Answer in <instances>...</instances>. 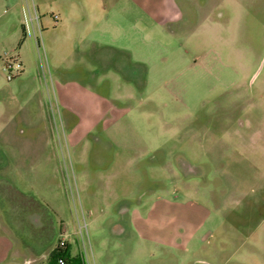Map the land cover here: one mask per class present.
I'll return each instance as SVG.
<instances>
[{"label":"rangeland","instance_id":"rangeland-1","mask_svg":"<svg viewBox=\"0 0 264 264\" xmlns=\"http://www.w3.org/2000/svg\"><path fill=\"white\" fill-rule=\"evenodd\" d=\"M150 1L0 0V264H264V0Z\"/></svg>","mask_w":264,"mask_h":264},{"label":"crops","instance_id":"crops-1","mask_svg":"<svg viewBox=\"0 0 264 264\" xmlns=\"http://www.w3.org/2000/svg\"><path fill=\"white\" fill-rule=\"evenodd\" d=\"M133 1L138 6H140V7L143 6V4L140 3L141 0H139V2H138V0H133ZM151 1H153V0H151ZM144 3H145V1H144ZM152 4L150 5L151 9L149 8V4H147V5L144 4V6H145V8L147 10L149 9L147 11V13L151 17H153L155 19L156 23L161 24V23H164L165 21H170L172 19L174 20V19L178 18V15H177L178 13L176 12V10H174V9L173 10H170V9L168 10V5H165L162 1H161L160 4H158L156 6H154L153 2H152ZM168 4H169V1H168ZM166 208H167V206H166V204L164 202L151 203L149 211H148V214H146V216H140L138 209H134L133 210V215L134 216H132V218H131V223L134 224L135 226L136 225H138L140 227L143 226V228H142L143 232H141L140 235L144 236L146 239H149V240H159L160 239L161 241L170 242V240L172 239V236H170L168 238L167 234H165V235H163V234L157 235L155 233L156 231H148L149 229L146 228L147 226L152 224V222H151L152 218L154 216L156 217L158 214L163 215L164 217H166V220H168V212L166 211ZM1 239H2V236L0 235V240Z\"/></svg>","mask_w":264,"mask_h":264},{"label":"trees","instance_id":"trees-1","mask_svg":"<svg viewBox=\"0 0 264 264\" xmlns=\"http://www.w3.org/2000/svg\"><path fill=\"white\" fill-rule=\"evenodd\" d=\"M62 262H59V259ZM47 264H86L83 255L78 252L75 254L71 253L70 245L65 243L61 246L59 243L50 253L49 261Z\"/></svg>","mask_w":264,"mask_h":264},{"label":"built area","instance_id":"built-area-1","mask_svg":"<svg viewBox=\"0 0 264 264\" xmlns=\"http://www.w3.org/2000/svg\"><path fill=\"white\" fill-rule=\"evenodd\" d=\"M15 67H16V69L19 68L18 65H15ZM13 77H14V75H13L11 72L8 71V73H6V79H7V80H11ZM58 243H59L61 246H63V245L66 243L65 238L62 237V238L59 240ZM80 253H81V252H80ZM81 254H82V253H81ZM82 255H83V254H82ZM83 257H84V255H83ZM84 260H85V258H84ZM59 262H62V259H61V258L59 259ZM85 263H86V260H85Z\"/></svg>","mask_w":264,"mask_h":264}]
</instances>
